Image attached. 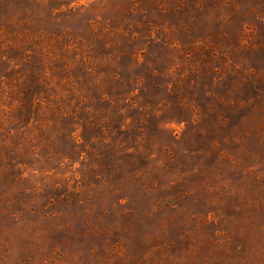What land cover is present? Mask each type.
<instances>
[{
    "label": "rangeland",
    "instance_id": "374dc122",
    "mask_svg": "<svg viewBox=\"0 0 264 264\" xmlns=\"http://www.w3.org/2000/svg\"><path fill=\"white\" fill-rule=\"evenodd\" d=\"M0 264H264V0H0Z\"/></svg>",
    "mask_w": 264,
    "mask_h": 264
}]
</instances>
